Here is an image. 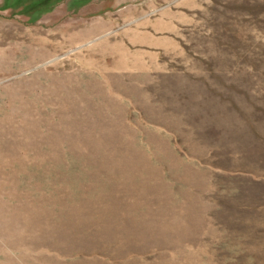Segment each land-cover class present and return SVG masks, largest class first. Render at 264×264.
Segmentation results:
<instances>
[{
    "label": "rangeland",
    "instance_id": "374dc122",
    "mask_svg": "<svg viewBox=\"0 0 264 264\" xmlns=\"http://www.w3.org/2000/svg\"><path fill=\"white\" fill-rule=\"evenodd\" d=\"M0 264H264V0H0Z\"/></svg>",
    "mask_w": 264,
    "mask_h": 264
}]
</instances>
